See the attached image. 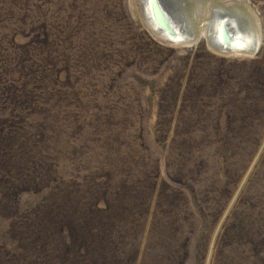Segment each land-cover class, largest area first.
I'll use <instances>...</instances> for the list:
<instances>
[{"label": "rangeland", "instance_id": "1", "mask_svg": "<svg viewBox=\"0 0 264 264\" xmlns=\"http://www.w3.org/2000/svg\"><path fill=\"white\" fill-rule=\"evenodd\" d=\"M169 1L0 0V264H264V0Z\"/></svg>", "mask_w": 264, "mask_h": 264}, {"label": "bare ground", "instance_id": "2", "mask_svg": "<svg viewBox=\"0 0 264 264\" xmlns=\"http://www.w3.org/2000/svg\"><path fill=\"white\" fill-rule=\"evenodd\" d=\"M144 3L150 17V22L159 33L167 38L172 37L176 40L182 39L183 30L181 31V28L173 21L174 19L171 15V9L168 7V5L173 6L179 3H171L169 0H145ZM179 5L181 6V4ZM222 10L226 11V9ZM222 13L223 12L218 11L214 13L215 15L212 19V24L215 27V30H213L212 35L210 36L211 44L216 47V49L230 53L237 52L240 54H253L258 51L260 47L258 33H256L257 35H251L244 26L242 27V24L239 23V17L235 12L228 10L224 14ZM212 36L213 40L211 38Z\"/></svg>", "mask_w": 264, "mask_h": 264}, {"label": "water", "instance_id": "3", "mask_svg": "<svg viewBox=\"0 0 264 264\" xmlns=\"http://www.w3.org/2000/svg\"><path fill=\"white\" fill-rule=\"evenodd\" d=\"M162 27V26H161ZM164 27V26H163ZM165 28V27H164ZM166 29V28H165ZM173 35V34H172ZM179 41H181V40H179Z\"/></svg>", "mask_w": 264, "mask_h": 264}]
</instances>
